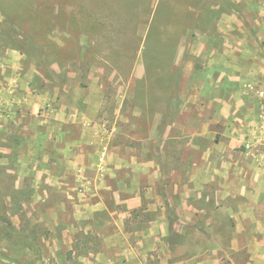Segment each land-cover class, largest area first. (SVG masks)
<instances>
[{
	"label": "rangeland",
	"instance_id": "rangeland-1",
	"mask_svg": "<svg viewBox=\"0 0 264 264\" xmlns=\"http://www.w3.org/2000/svg\"><path fill=\"white\" fill-rule=\"evenodd\" d=\"M11 85L0 264H127L130 248L133 264H171L139 250L156 219L169 250L204 259L230 234L203 211H235L263 188L252 179L264 186V0H0V89Z\"/></svg>",
	"mask_w": 264,
	"mask_h": 264
},
{
	"label": "crops",
	"instance_id": "crops-1",
	"mask_svg": "<svg viewBox=\"0 0 264 264\" xmlns=\"http://www.w3.org/2000/svg\"><path fill=\"white\" fill-rule=\"evenodd\" d=\"M20 100L17 97L16 88L14 85H11V87L8 89L2 87L0 89V109L5 110L6 106L9 104H13L14 101ZM1 117H4L2 113H0ZM77 117H58L59 122H75V119ZM83 120V127L85 130L88 128L89 130L97 129L99 126L98 124L92 123L91 126L86 125L88 122H90V119L88 117H81ZM44 119V122L46 124L44 125L46 127V133H48V138H53L56 136L55 131H53L48 124L50 125V120ZM155 121H158V117L155 118ZM92 122V121H91ZM158 132V131H157ZM156 132V133H157ZM109 135H113L116 133L115 128L113 127L110 131H108ZM159 133H157L156 136H158ZM151 136V135H150ZM60 137L62 135L60 134ZM145 139H147L145 137ZM146 141V140H143ZM111 148H109L108 152V160L110 161L109 155L117 153L118 151V145L115 142H111ZM128 152L131 155L130 149ZM118 159V158H117ZM130 164H135L136 166H139L140 169H146V163L142 162L141 160H135L132 156L129 157ZM76 162H80L79 159H76ZM116 162V161H115ZM109 163V162H108ZM258 182V179H252V182L249 184L250 187H263L262 189L256 190V192L253 191V194H243V196H246L245 198L240 197L238 207L235 209V211L229 210L227 207L223 206L219 209V212H213V211H203L205 220L207 219L206 223L210 224L211 226L212 222H219V225L226 229V233L230 234V239L224 238V236H219L216 238L214 243H205V250H208L207 254H204V259L198 255H192L184 257L185 255V249H187L186 245L183 243L178 244L173 248V250H169L165 243L161 240V235H164V232H166V225L162 224L158 219L156 221L149 220L148 222H145L143 226V230L140 234H148V233H155L159 234L155 237L152 246L148 248L147 243L144 241L142 242V245H144V248L141 245V248H139L140 252H146L148 250H157L160 255V263H163L166 261L168 254L170 253V256L172 259L171 264H195L198 261L203 260V264H264V201L259 200V192H263L262 196L264 198V186L261 185V183L256 184ZM241 185V182L237 184V186ZM248 183H245L241 186L240 189H242V193L246 191L245 187H247ZM160 200L158 202L161 204L163 203L162 196L157 197ZM177 198L180 202H187L190 198V194H179L177 195L176 199L173 201H177ZM117 201H121L119 196L116 195ZM142 198H136L135 196H126L123 199V203L127 206V208L134 209L141 205ZM246 200V201H245ZM165 201V200H164ZM172 201V202H173ZM170 202V201H168ZM169 204L170 207L174 208L173 204ZM166 204V201H165ZM159 205V204H158ZM167 205V204H166ZM157 206V205H156ZM160 206V205H159ZM168 205L167 207L170 208ZM186 206V205H184ZM165 210V212H164ZM161 208V212L163 213L164 217L168 216V213L166 209ZM174 213L178 212L174 209ZM150 212V215H152V209L151 207L149 209H146V212ZM94 212V211H93ZM130 213L129 211H127ZM156 214V213H154ZM165 219V220H166ZM182 222H190L188 220H182ZM149 224V225H148ZM148 225V226H147ZM120 226V225H119ZM100 232V231H98ZM224 234V232H221ZM161 234V235H160ZM142 241V240H141ZM140 241V244H141ZM185 248V249H184ZM133 251V248H130ZM143 249V250H142ZM131 250L129 251V254L133 256L131 253ZM142 253V252H141ZM143 254V253H142ZM131 256V257H132ZM130 256L127 259V264H133L132 258ZM199 258V259H198ZM240 259V260H238ZM130 262H129V261ZM198 264H201L200 262Z\"/></svg>",
	"mask_w": 264,
	"mask_h": 264
}]
</instances>
